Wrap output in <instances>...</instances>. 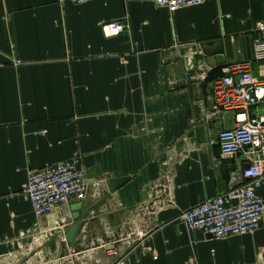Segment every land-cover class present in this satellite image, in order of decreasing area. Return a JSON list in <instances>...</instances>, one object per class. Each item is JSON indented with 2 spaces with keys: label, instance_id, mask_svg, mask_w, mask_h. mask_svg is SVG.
<instances>
[{
  "label": "crops",
  "instance_id": "1",
  "mask_svg": "<svg viewBox=\"0 0 264 264\" xmlns=\"http://www.w3.org/2000/svg\"><path fill=\"white\" fill-rule=\"evenodd\" d=\"M260 22L264 0H0V264H264V221L214 241L180 220L245 167L220 151L235 120L209 117L210 84L225 64L264 80ZM75 158L85 200L37 218L28 172Z\"/></svg>",
  "mask_w": 264,
  "mask_h": 264
},
{
  "label": "built area",
  "instance_id": "2",
  "mask_svg": "<svg viewBox=\"0 0 264 264\" xmlns=\"http://www.w3.org/2000/svg\"><path fill=\"white\" fill-rule=\"evenodd\" d=\"M83 5L94 0H68ZM211 0H154L161 8L176 12L196 8ZM125 23L103 26L105 37L129 31ZM254 61L264 75V22L256 26ZM19 65V62H16ZM205 79L206 75H198ZM198 77H195L197 79ZM213 108L209 117L220 112L234 115L235 127L218 135L224 156H242L246 163L240 175H232L231 190L196 206L180 216L188 231L208 234L214 241L255 234L264 221V80L251 73L250 63L225 64L222 76L211 84ZM37 218L51 216L70 201H83L87 194L86 174L81 160L69 161L30 170L23 191ZM113 256L119 257L117 252ZM76 264V263H68ZM115 264H127L125 259Z\"/></svg>",
  "mask_w": 264,
  "mask_h": 264
}]
</instances>
